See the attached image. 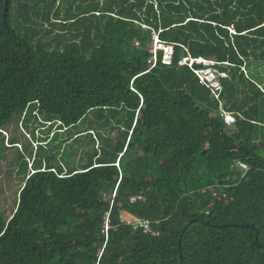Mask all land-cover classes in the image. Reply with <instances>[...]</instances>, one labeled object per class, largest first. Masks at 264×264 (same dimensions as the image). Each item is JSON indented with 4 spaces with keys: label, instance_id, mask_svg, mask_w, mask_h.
<instances>
[{
    "label": "trees",
    "instance_id": "1",
    "mask_svg": "<svg viewBox=\"0 0 264 264\" xmlns=\"http://www.w3.org/2000/svg\"><path fill=\"white\" fill-rule=\"evenodd\" d=\"M154 35L172 67L158 53L150 69ZM186 49L235 66L220 100L232 125L177 67ZM258 64L264 0H0V131L35 109L90 146L25 175L0 211V264H264Z\"/></svg>",
    "mask_w": 264,
    "mask_h": 264
},
{
    "label": "rangeland",
    "instance_id": "2",
    "mask_svg": "<svg viewBox=\"0 0 264 264\" xmlns=\"http://www.w3.org/2000/svg\"><path fill=\"white\" fill-rule=\"evenodd\" d=\"M251 71L255 81L264 85V64L252 66ZM35 111L29 109L25 114H15L9 125L0 131V211L5 216H9L13 210L14 192L33 168H47L49 156H54L55 160L52 162L56 167L59 166L62 153L67 147H71L73 151L79 148L77 160L87 158L90 152L85 135L81 136L80 143H76L78 136L75 131L59 132L57 126L49 123L45 115H39ZM83 130L85 133L89 132L86 126ZM89 134L96 142L95 149L99 151L105 147L106 141L103 138H98L97 134L95 137L91 131ZM58 136L56 143L63 145L60 150L55 149V145L48 146L47 142L50 138L56 140Z\"/></svg>",
    "mask_w": 264,
    "mask_h": 264
},
{
    "label": "built area",
    "instance_id": "3",
    "mask_svg": "<svg viewBox=\"0 0 264 264\" xmlns=\"http://www.w3.org/2000/svg\"><path fill=\"white\" fill-rule=\"evenodd\" d=\"M175 52L174 44L162 42L157 35L153 37V48L151 50V57L148 60V64L153 68L158 61V53H161V65L164 67H172L173 57ZM221 66L227 67L225 69H219ZM177 67H187L196 77L201 87L209 90L211 96L220 102L221 115L226 125H232L235 122L234 114L223 111V103L221 100V94L223 93V84L229 80L228 71L234 69L235 66L229 63H215L204 57H193L188 50H185V55L182 56L177 62ZM237 166L240 170L246 171L247 166L238 162ZM131 221L132 218H126ZM134 222L137 220L134 219ZM147 228V225H143Z\"/></svg>",
    "mask_w": 264,
    "mask_h": 264
},
{
    "label": "water",
    "instance_id": "4",
    "mask_svg": "<svg viewBox=\"0 0 264 264\" xmlns=\"http://www.w3.org/2000/svg\"><path fill=\"white\" fill-rule=\"evenodd\" d=\"M186 227H187V226H184L183 231L186 229ZM182 233H183V232H182ZM180 241H181V236H180V239H179V241H178L179 249H180Z\"/></svg>",
    "mask_w": 264,
    "mask_h": 264
}]
</instances>
